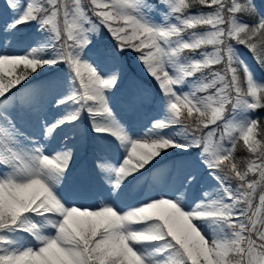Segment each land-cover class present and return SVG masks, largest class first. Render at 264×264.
Instances as JSON below:
<instances>
[{
	"label": "snow or ice",
	"instance_id": "1",
	"mask_svg": "<svg viewBox=\"0 0 264 264\" xmlns=\"http://www.w3.org/2000/svg\"><path fill=\"white\" fill-rule=\"evenodd\" d=\"M241 49L264 69V0H5L0 264H264V77ZM129 52L161 109L139 133L156 97L121 89Z\"/></svg>",
	"mask_w": 264,
	"mask_h": 264
},
{
	"label": "rangeland",
	"instance_id": "2",
	"mask_svg": "<svg viewBox=\"0 0 264 264\" xmlns=\"http://www.w3.org/2000/svg\"><path fill=\"white\" fill-rule=\"evenodd\" d=\"M0 1L3 2V6L0 5V12H3L5 0H0ZM26 31L29 32L30 29H26ZM104 43H108L107 35H105ZM244 58L248 61L250 66H252L254 68L255 74H256L257 78H259L258 74H257V71H256V68H255V64L253 63L254 61H252L251 58H246L245 56H244ZM131 65L133 67H135V72L137 74H139V75L143 76L144 78L148 79L147 82H145L142 79H140L139 82H141L145 87L153 90V94L155 93L154 96H158V93H157V91L155 89L154 81L146 74V72L144 71L142 65L135 59V57L132 60ZM128 71L129 70H124V76L123 77L125 78V88L128 86L130 81H132V80L136 81L135 77L130 78L131 75L128 74ZM51 74L52 73L50 71H44V72H42L41 75L44 76V75H51ZM121 89H123V88L121 87ZM117 99H119V96L117 97ZM147 110H149L148 106L144 109V112H146ZM144 112H143V114L140 117L130 119L131 126H132L133 129L136 130L137 133H139V131L144 127V125L148 122V120L151 117L160 115V112H161L160 103L158 102L155 105V110L153 112H151V114H150V116H148V118L145 117ZM91 145H92V141L91 140H89V139H82L81 140V147H80V150H79L78 155H77L76 160H75V168L78 167L79 168V172H86V171L91 169V166H92ZM85 159L87 160V163L84 161ZM83 162L85 164H81ZM199 194H200V188L199 187L194 188L193 191H192V196L195 197V196H197ZM143 198H144L143 196H140V197H135V196L128 197V198H126L124 200V203L121 206H125V205H128V204H134V203H136L137 199H143ZM81 203H84L85 206H87L89 202L82 201Z\"/></svg>",
	"mask_w": 264,
	"mask_h": 264
},
{
	"label": "trees",
	"instance_id": "3",
	"mask_svg": "<svg viewBox=\"0 0 264 264\" xmlns=\"http://www.w3.org/2000/svg\"><path fill=\"white\" fill-rule=\"evenodd\" d=\"M0 5L3 6V2L0 1ZM30 31H31V29H30ZM30 31H29V32H30ZM105 35H107V33H105ZM107 39H108V44L114 43V41H112L111 37L108 36V35H107ZM241 53H242L246 58H251V57L247 54V51H246V50L241 49ZM134 57H135V53H133V52H129V53H127V55H125V56L123 57L124 70H129V71H128V74H130L131 77H135L136 81L139 82L140 79H142V80H144L145 82H147L148 79H147V78H144L143 76H141V75H139V74H137V73L135 72V67H133V66L131 65L132 60L134 59ZM253 63H254V62H253ZM254 64H255V63H254ZM255 68H256V71H257L258 76H259V77H264V69H260V68H259L258 66H256V65H255ZM38 78H39V77H38ZM154 94H155V93H154ZM155 97H156L155 102H158V100H159V99H158V96H155ZM255 115H259V116H261V117H264V112H257V113H255ZM243 155H245L244 152H240V151L237 152V156H243Z\"/></svg>",
	"mask_w": 264,
	"mask_h": 264
}]
</instances>
